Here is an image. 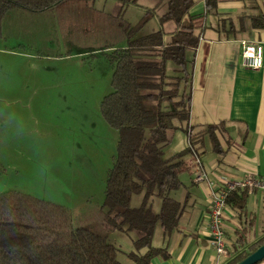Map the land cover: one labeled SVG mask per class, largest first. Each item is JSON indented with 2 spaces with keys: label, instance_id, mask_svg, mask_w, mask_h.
I'll list each match as a JSON object with an SVG mask.
<instances>
[{
  "label": "trees",
  "instance_id": "1",
  "mask_svg": "<svg viewBox=\"0 0 264 264\" xmlns=\"http://www.w3.org/2000/svg\"><path fill=\"white\" fill-rule=\"evenodd\" d=\"M57 1L0 0V34L2 18L14 5L42 11ZM116 1L120 11L137 3ZM204 1L205 12L216 7V0ZM193 4L194 0H156L138 23L124 25L125 46L106 53L113 72L101 113L117 130L118 141L94 223L75 225L61 205L5 192L0 195V264H149L154 257H168L165 247L152 244V236L157 224L166 235L178 225L184 206L171 194L181 185L179 175L195 166L187 156L201 154L205 136L219 150L215 131L227 138L221 125L199 129L190 125L192 53L204 21L203 14L190 13ZM154 15L159 28L139 35ZM252 27H264V19L252 16ZM177 129L186 134L188 146L166 157L168 131ZM248 189L231 190L226 203L242 209ZM135 194H143L139 206L131 205ZM155 196L161 200L158 212L151 205ZM112 231L127 234L133 249L124 252L111 241ZM263 243L264 235L245 250L230 251L223 264H236ZM119 253L125 255L126 263L119 260ZM257 264H264V259Z\"/></svg>",
  "mask_w": 264,
  "mask_h": 264
},
{
  "label": "rangeland",
  "instance_id": "2",
  "mask_svg": "<svg viewBox=\"0 0 264 264\" xmlns=\"http://www.w3.org/2000/svg\"><path fill=\"white\" fill-rule=\"evenodd\" d=\"M116 3L67 0L38 14L12 9L1 23L0 195L16 191L61 205L75 225L94 223L116 153L118 132L101 113L113 72L108 47L126 42L124 25L138 23L156 0H137L123 11L114 10ZM158 28L157 16H149L139 35ZM29 37L30 48L22 47ZM173 152L168 147L165 156ZM142 198L133 195L131 205ZM151 205L158 212L160 198ZM109 239L124 252L133 249L121 231Z\"/></svg>",
  "mask_w": 264,
  "mask_h": 264
},
{
  "label": "crops",
  "instance_id": "3",
  "mask_svg": "<svg viewBox=\"0 0 264 264\" xmlns=\"http://www.w3.org/2000/svg\"><path fill=\"white\" fill-rule=\"evenodd\" d=\"M112 7L118 9L119 4ZM12 9L18 13L24 10L14 7L5 16ZM190 13L204 15L202 32L192 53L190 125L196 129L221 125L227 138L215 131L219 150L205 136L201 154L187 156L195 166L179 175L181 185L171 194L184 206L178 225L167 235L160 225L155 226L152 236V244L165 247L168 257H154L149 264H223L230 251L245 250L264 235V187L249 188L242 209L229 204L225 207L222 226L229 254L218 258L210 245L208 222L214 188L207 181L196 182L193 177L199 163L218 189L223 187L224 180L246 176L264 183V62L258 70L240 65L241 41L261 44L264 50V27H252V16L264 19V0H216V7L209 12H205L204 0H194ZM28 21L31 24L32 20ZM30 40L31 37L23 38L19 44L29 49ZM120 40L118 47L125 46L126 42ZM114 47L111 45L110 49ZM168 135L166 149L174 148L173 153L188 146L182 130H170Z\"/></svg>",
  "mask_w": 264,
  "mask_h": 264
},
{
  "label": "built area",
  "instance_id": "4",
  "mask_svg": "<svg viewBox=\"0 0 264 264\" xmlns=\"http://www.w3.org/2000/svg\"><path fill=\"white\" fill-rule=\"evenodd\" d=\"M264 62V50L261 44L250 43L247 41H241L240 50V65L242 68L258 70L262 68ZM198 160V159H197ZM199 163H196V170L193 173L194 180L196 182L207 181L212 190L210 197V208L208 215L209 229H210V245L215 251L216 256H227V242L225 232L222 226V216L227 205L226 198L231 190L237 188H263L264 183L254 176H246L241 179L224 180L223 187L218 189L214 182L210 181L200 167Z\"/></svg>",
  "mask_w": 264,
  "mask_h": 264
},
{
  "label": "water",
  "instance_id": "5",
  "mask_svg": "<svg viewBox=\"0 0 264 264\" xmlns=\"http://www.w3.org/2000/svg\"><path fill=\"white\" fill-rule=\"evenodd\" d=\"M264 259V243L236 264H257Z\"/></svg>",
  "mask_w": 264,
  "mask_h": 264
},
{
  "label": "flooded vegetation",
  "instance_id": "6",
  "mask_svg": "<svg viewBox=\"0 0 264 264\" xmlns=\"http://www.w3.org/2000/svg\"><path fill=\"white\" fill-rule=\"evenodd\" d=\"M79 1V0H78ZM67 2V0H59V1H57V2H55L51 7H49L48 9H44V10H42V11H31V10H28V9H25V8H22V7H20V6H17V5H14L13 7H11V8H14V7H19V8H22V9H24V10H27V11H30V12H35V13H42V12H46V11H57L61 6H62V4L63 3H66ZM10 8V9H11ZM9 9V10H10ZM8 12V11H7ZM6 12V13H7ZM5 13V14H6ZM5 16V15H4ZM54 19H56V16H55V14H54ZM2 20H3V18H2ZM1 35V34H0Z\"/></svg>",
  "mask_w": 264,
  "mask_h": 264
}]
</instances>
